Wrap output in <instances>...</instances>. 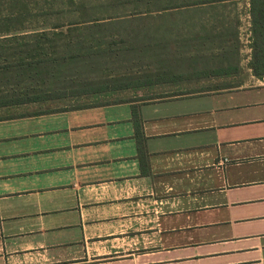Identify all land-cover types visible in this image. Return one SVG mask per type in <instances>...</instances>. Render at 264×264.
<instances>
[{
  "label": "crops",
  "instance_id": "1",
  "mask_svg": "<svg viewBox=\"0 0 264 264\" xmlns=\"http://www.w3.org/2000/svg\"><path fill=\"white\" fill-rule=\"evenodd\" d=\"M129 11L139 29L178 30L128 42L163 46L152 72L163 81L106 92L151 98L0 107V264H264L251 0H134ZM46 24L21 34L58 30ZM74 104L90 106L41 113Z\"/></svg>",
  "mask_w": 264,
  "mask_h": 264
},
{
  "label": "trees",
  "instance_id": "2",
  "mask_svg": "<svg viewBox=\"0 0 264 264\" xmlns=\"http://www.w3.org/2000/svg\"><path fill=\"white\" fill-rule=\"evenodd\" d=\"M36 2L34 0H0L2 5L10 4L13 10L7 13L0 11V36L3 35L0 37V107H19L50 101L81 102L95 96L106 95V91L136 90L163 81V79L153 78L152 72L148 70L144 72V75L143 72H137L136 75L130 73L120 78L111 77L114 80L110 79L111 81L106 83V66L101 67L100 72L97 70L94 76H90L80 64H86L92 61L91 58L100 55L99 52L93 51L99 46L100 41L86 39L87 32L80 27L79 22L73 20V17L59 22L58 12L53 22L44 21L47 26L58 29L57 31L21 34L23 28L33 26L24 25L25 22L23 23L21 19L23 16H33L34 12L29 11V6H34ZM41 4L45 5L46 9L39 14L46 16L52 15L55 8L61 5L68 8V14H72L73 11L69 9L72 6L80 9L83 3H76L75 0H42ZM131 4L134 5V1ZM80 11L75 10L79 14ZM251 14L253 22L251 68L257 77H263L264 0H251ZM88 22L90 21H84V23ZM95 25L101 31L102 25ZM11 33L13 34L10 35ZM135 46L138 45L132 44L130 49H136ZM109 73L112 71L110 70ZM89 106L90 104H74L67 108L44 110L41 113L80 110ZM133 113L140 158H142L143 140L136 107Z\"/></svg>",
  "mask_w": 264,
  "mask_h": 264
},
{
  "label": "rangeland",
  "instance_id": "3",
  "mask_svg": "<svg viewBox=\"0 0 264 264\" xmlns=\"http://www.w3.org/2000/svg\"><path fill=\"white\" fill-rule=\"evenodd\" d=\"M76 3H83L78 9L75 6H72L69 10L73 11L72 14H68V8L65 5H61L55 8V11L52 15L41 16L40 14L34 13L33 16H23L22 21L25 22L24 25H34L38 20L41 21H50L56 20V12L57 20L59 22L67 21L69 18L73 17V20L79 22L80 27L87 32L85 38L88 40L97 39L99 42V46L94 49V52H99L100 55L91 58L92 61L87 62L86 64H80V66L84 67L90 76H94L97 74V70L101 71V67L106 66V83L114 80L111 79L114 77H122L129 75L130 73H134L136 75L137 72H158L160 71V67L158 64L157 51L160 52V47L156 46V44L152 45H138L135 48L130 49L131 45L128 42L131 40H136L139 37H151V36H169L174 37L178 30H153V29H139L137 27L138 23L130 22L127 20V17L133 15L129 10L133 7L132 1L134 0H75ZM131 1V3H130ZM79 6V5H78ZM80 11L75 12V10ZM64 12V14H63ZM84 13V14H83ZM55 14V15H54ZM37 15V16H36ZM36 16V17H35ZM84 21H90L88 23H84ZM95 24H102L104 27L101 28V31L96 28ZM162 34L160 35V33ZM101 33V34H99ZM136 36H139L136 38ZM84 38V37H83ZM136 38V39H135ZM163 39V38H161ZM160 39V40H161ZM148 40L153 43L157 40ZM164 45V44H163ZM89 45H87L88 47ZM134 47V46H133ZM171 47V46H168ZM88 49V48H86ZM128 49V50H127ZM135 49V50H134ZM149 49V50H148ZM117 50V51H113ZM104 53V54H102ZM106 53V54H105ZM87 54V53H85ZM110 70L112 73H109ZM108 73V75H107ZM155 74V73H152ZM109 76V79H108ZM111 79V80H110ZM140 91V90H138ZM107 92V91H106ZM137 91H131V93H106V95H101L97 98L102 100L104 97L106 100L115 98H130L134 96H142V98H138L139 100H145L143 98L149 97L151 98L152 92L144 91L136 94ZM96 100V99H92Z\"/></svg>",
  "mask_w": 264,
  "mask_h": 264
}]
</instances>
